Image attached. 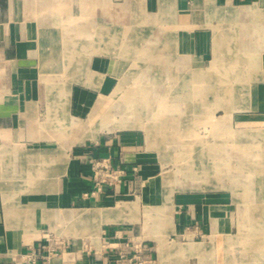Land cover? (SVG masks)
Returning a JSON list of instances; mask_svg holds the SVG:
<instances>
[{"label":"crops","instance_id":"obj_1","mask_svg":"<svg viewBox=\"0 0 264 264\" xmlns=\"http://www.w3.org/2000/svg\"><path fill=\"white\" fill-rule=\"evenodd\" d=\"M128 97L164 98L171 123L96 126ZM187 114L197 185L165 171ZM91 157L125 170L96 198ZM45 235L48 264L139 242L148 264H264V0H0V264Z\"/></svg>","mask_w":264,"mask_h":264},{"label":"rangeland","instance_id":"obj_2","mask_svg":"<svg viewBox=\"0 0 264 264\" xmlns=\"http://www.w3.org/2000/svg\"><path fill=\"white\" fill-rule=\"evenodd\" d=\"M146 68V67H144ZM190 75L187 76V79L189 78ZM191 83H186L185 86L187 85L188 88H185L186 91H192L190 87ZM140 85V84H139ZM151 85V84H149ZM162 89L170 92H174L177 90H182V84L178 86V83H169V82H164L161 83ZM230 85V84H229ZM235 85V84H234ZM145 84H142L141 92L145 93L147 92V89L145 90ZM136 88V84L134 83L133 80H131L125 87L124 91H134ZM137 90H139L137 88ZM145 96V95H144ZM185 105H183L186 108V111H193L194 104L197 103V99H186ZM183 100H180L179 103L181 104L184 102ZM170 102V103H169ZM170 106L173 104L174 100L170 99L169 100ZM194 103V104H193ZM197 106V104H195ZM114 106L117 107H122V111L124 113L121 115L120 113H114L113 114V119L110 120L109 116L106 115L101 119L102 125L106 126V130L111 133H115L117 129H115L114 125H119V124H131V122L134 121L136 127H140L141 131L140 133H158L159 130H157V126L159 125V122L162 123L164 122L165 124L167 122L171 123V121H168L167 115L163 113L165 111V108H167V100L164 98H152V99H133L131 100L130 97H128L126 100L125 99H115ZM184 108V109H185ZM156 113V114H154ZM221 111L220 109L217 111L216 116H220ZM138 120V122H135V120ZM187 119V124L189 125L191 130L185 131L184 138L185 142H188L187 144H190L188 146H170L168 149L170 151V156L175 158V165H171L170 163L165 171L168 172H174L176 174V183L180 182H191L195 183L197 185V177L191 176L190 178H187L186 176L188 173L190 175H193L194 172L197 174V115L193 114H187L186 115ZM100 124V122H98ZM97 124L96 126H98ZM172 132V131H171ZM167 133V132H164ZM203 135L208 134V131L203 130L201 132ZM183 134V132H182ZM183 137V136H182ZM203 137V136H202ZM192 144H195V146H192ZM167 150V149H166ZM170 160H172L170 158ZM195 160V162H194ZM194 163L196 164L195 167L192 169L194 166ZM179 167V170L177 169ZM187 169V170H186ZM188 169H191L190 172ZM178 170V171H177ZM182 171V172H181ZM194 171V172H193ZM177 172V173H176ZM194 174V175H195Z\"/></svg>","mask_w":264,"mask_h":264},{"label":"built area","instance_id":"obj_3","mask_svg":"<svg viewBox=\"0 0 264 264\" xmlns=\"http://www.w3.org/2000/svg\"><path fill=\"white\" fill-rule=\"evenodd\" d=\"M91 167V189L84 197L96 198L108 190L117 189L123 182L125 170L121 166H114L109 158H89ZM59 243H53L52 238L45 235L37 245L31 246L26 252L19 254L10 264H48L49 260L63 252L59 250ZM148 248L142 242L136 245L125 244L118 254L116 264H148L150 260L142 253Z\"/></svg>","mask_w":264,"mask_h":264},{"label":"bare ground","instance_id":"obj_4","mask_svg":"<svg viewBox=\"0 0 264 264\" xmlns=\"http://www.w3.org/2000/svg\"><path fill=\"white\" fill-rule=\"evenodd\" d=\"M86 119H88V118H86ZM97 119V118H96ZM92 121V120H91ZM88 122V121H87ZM100 123H101V120L99 121ZM99 124V123H98ZM99 126V125H98Z\"/></svg>","mask_w":264,"mask_h":264}]
</instances>
